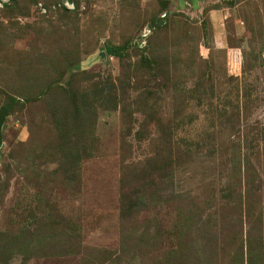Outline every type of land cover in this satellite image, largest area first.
I'll return each instance as SVG.
<instances>
[{"label": "rangeland", "instance_id": "rangeland-1", "mask_svg": "<svg viewBox=\"0 0 264 264\" xmlns=\"http://www.w3.org/2000/svg\"><path fill=\"white\" fill-rule=\"evenodd\" d=\"M0 107V264H264V0H10Z\"/></svg>", "mask_w": 264, "mask_h": 264}, {"label": "water", "instance_id": "water-1", "mask_svg": "<svg viewBox=\"0 0 264 264\" xmlns=\"http://www.w3.org/2000/svg\"><path fill=\"white\" fill-rule=\"evenodd\" d=\"M6 114H7L6 109L4 107H0V128H1V124H2Z\"/></svg>", "mask_w": 264, "mask_h": 264}, {"label": "built area", "instance_id": "built-area-1", "mask_svg": "<svg viewBox=\"0 0 264 264\" xmlns=\"http://www.w3.org/2000/svg\"><path fill=\"white\" fill-rule=\"evenodd\" d=\"M10 0H0V7L5 6Z\"/></svg>", "mask_w": 264, "mask_h": 264}, {"label": "trees", "instance_id": "trees-1", "mask_svg": "<svg viewBox=\"0 0 264 264\" xmlns=\"http://www.w3.org/2000/svg\"><path fill=\"white\" fill-rule=\"evenodd\" d=\"M109 51H110V53H113V52H111L110 48H109Z\"/></svg>", "mask_w": 264, "mask_h": 264}]
</instances>
